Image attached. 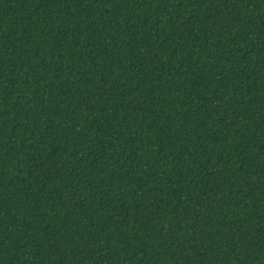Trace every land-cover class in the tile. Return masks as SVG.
I'll return each instance as SVG.
<instances>
[{
  "label": "trees",
  "instance_id": "obj_1",
  "mask_svg": "<svg viewBox=\"0 0 264 264\" xmlns=\"http://www.w3.org/2000/svg\"><path fill=\"white\" fill-rule=\"evenodd\" d=\"M0 264H264V0H0Z\"/></svg>",
  "mask_w": 264,
  "mask_h": 264
}]
</instances>
